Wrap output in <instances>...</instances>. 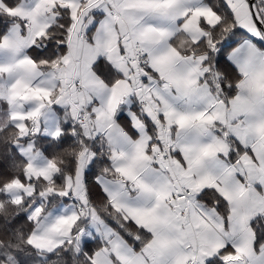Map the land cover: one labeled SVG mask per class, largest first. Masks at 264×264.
Wrapping results in <instances>:
<instances>
[{
  "label": "crops",
  "instance_id": "obj_1",
  "mask_svg": "<svg viewBox=\"0 0 264 264\" xmlns=\"http://www.w3.org/2000/svg\"><path fill=\"white\" fill-rule=\"evenodd\" d=\"M224 1L248 34L222 62L237 87L228 101L205 79L209 53H183L207 40L203 24L215 27L222 20L205 0H21L15 7L0 0V8L19 19L0 42V99L7 106L0 123L13 124L28 138L35 119L37 133L56 138L62 133L59 109L74 119L88 108L90 131L106 139L115 174L97 182L113 207L152 236L137 251L90 205L84 175L95 154L86 150L67 188L74 206L64 202L42 215L29 237L32 246L52 252L70 239L82 216L80 202L90 220L77 240L104 243L92 256L94 264H206L227 246L235 251L225 258L228 264H264V244L256 249L253 228L256 219L264 222L263 37L248 0ZM58 8L69 9L73 21L68 53L60 69L42 71L29 51L40 48ZM137 45L149 62L144 83L133 61ZM101 60L121 75L112 85L95 70ZM164 137L170 153L155 158ZM231 141L243 149L235 162ZM17 146L28 161L29 182L54 176L56 167L33 142ZM208 189L225 203L227 219L200 198ZM8 191L16 201L34 192L33 185L17 182Z\"/></svg>",
  "mask_w": 264,
  "mask_h": 264
},
{
  "label": "trees",
  "instance_id": "obj_2",
  "mask_svg": "<svg viewBox=\"0 0 264 264\" xmlns=\"http://www.w3.org/2000/svg\"><path fill=\"white\" fill-rule=\"evenodd\" d=\"M20 1L4 0L11 7H15ZM205 1L213 7L222 20L215 27L203 24L209 33L207 40L192 45L189 50L183 51V53H209V70L205 79L210 83L215 93L228 101L236 95L237 87L224 74L222 62L227 53L248 34L238 27L233 12L224 0ZM257 1L264 22V5L262 0ZM56 11L59 18L42 38L40 48L34 47L29 51L42 71L60 69L68 53L69 36L73 24L72 17L67 8H58ZM18 21L17 17L0 8V42ZM93 29L89 32L88 37L91 36ZM180 37L181 35L173 42L176 44L175 40H179ZM262 42L259 44L264 47V41ZM95 70L109 85L121 78L120 73L106 60H101L95 66ZM6 107V103L0 99V109H2L0 112L5 111ZM85 109L88 110V108ZM85 109H82L81 112ZM58 113L62 133L56 138L43 136L40 133L33 135L29 133L28 138H22L16 126L5 121L0 123V264H94L92 256L103 247L104 243L99 238L78 241L76 237L80 228L90 220L86 213L74 226L72 237L54 251L41 252L29 243V237L41 220V216L56 205L68 201L66 195L68 185L74 180L79 159L86 150H91L95 154L94 160L84 175L85 192L90 205L112 226L125 244L133 249L141 250L152 238L150 233L136 225L110 204L109 198L97 182V178L101 175L106 177L115 175L111 167V151L106 139L103 136H94L90 131L92 128L90 130L83 128L77 121L79 115L77 118L70 119L65 109H59ZM146 124L154 137V142H158L156 129L148 120ZM20 141L33 142L35 148L54 164L56 172L50 180L36 178L31 182L28 181L26 176L28 161L18 150L17 142ZM231 144L230 160L235 162L234 154L238 152V157L243 149L238 148L233 141ZM16 182L25 187L29 184L33 185V194L26 198L23 197L20 201L13 199L7 190L10 185ZM44 193L47 195L43 196ZM200 198L208 206L216 205L218 211L227 219L228 209L216 191L205 190ZM38 202L43 203L40 217L30 218L29 210ZM82 207L84 209L83 205ZM253 228L256 235L255 247L259 250L264 244V222L256 219L253 222ZM234 253V249L227 246L206 264H228L225 258Z\"/></svg>",
  "mask_w": 264,
  "mask_h": 264
},
{
  "label": "built area",
  "instance_id": "obj_3",
  "mask_svg": "<svg viewBox=\"0 0 264 264\" xmlns=\"http://www.w3.org/2000/svg\"><path fill=\"white\" fill-rule=\"evenodd\" d=\"M113 15L118 16L116 14V11H113ZM25 27L27 29H31L30 22H28V21L25 22ZM83 37L85 38L86 35H83ZM133 61H135L137 64V70L140 73V82L144 83L145 77L149 76V62H148V59H147L145 53L143 52L142 48L138 45L136 46V49H135V56H134ZM165 86L169 87L168 84H166ZM141 106L145 108L146 107V101H142ZM77 121L85 129L90 130L93 126V120H92L88 110H86V109L79 114ZM166 130H167V126L162 124V131L166 132ZM29 133L32 135L36 134V120L35 119L31 120ZM169 153H170V144H168L166 142V139L164 137V141H163L162 145H159L156 147V150L154 152V157L159 158L161 156L168 155ZM191 193L192 192L190 190H186L185 196L188 197L191 195ZM66 195L69 196V198L71 200H75V196H74L72 190H67ZM78 207H79L80 212L82 213V216H84V209L79 202H78Z\"/></svg>",
  "mask_w": 264,
  "mask_h": 264
},
{
  "label": "water",
  "instance_id": "obj_4",
  "mask_svg": "<svg viewBox=\"0 0 264 264\" xmlns=\"http://www.w3.org/2000/svg\"><path fill=\"white\" fill-rule=\"evenodd\" d=\"M249 1V4H250V7H251V11H252V14H253V17L256 21V24L259 28V31L260 33L263 35L264 37V22L261 18V15H260V11H259V8H258V1L257 0H248Z\"/></svg>",
  "mask_w": 264,
  "mask_h": 264
},
{
  "label": "rangeland",
  "instance_id": "obj_5",
  "mask_svg": "<svg viewBox=\"0 0 264 264\" xmlns=\"http://www.w3.org/2000/svg\"><path fill=\"white\" fill-rule=\"evenodd\" d=\"M8 191V190H7ZM8 193H11V191H8ZM65 202V201H64ZM63 202V203H64ZM67 205L68 206H74V201L73 200H68L67 202ZM43 209V203L41 202H38V203H35L33 206H32V209L30 210L29 212V216H30V213L32 214L30 216V218H34V219H37L39 216H40V213ZM80 240H82V236L80 237Z\"/></svg>",
  "mask_w": 264,
  "mask_h": 264
}]
</instances>
